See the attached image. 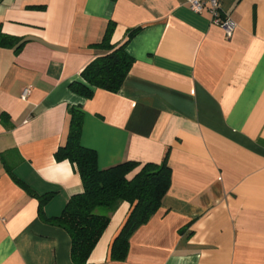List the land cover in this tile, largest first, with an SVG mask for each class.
<instances>
[{"label":"crops","instance_id":"1","mask_svg":"<svg viewBox=\"0 0 264 264\" xmlns=\"http://www.w3.org/2000/svg\"><path fill=\"white\" fill-rule=\"evenodd\" d=\"M221 9L230 37L184 0L0 1V33L17 39L0 43V264H73L68 234L48 222L83 191L55 157L72 108L99 169L134 162L131 178L166 159L171 172L124 259L110 249L129 204L96 210L109 222L89 264H264V0ZM110 22L132 64L116 93L87 99L70 86L105 54Z\"/></svg>","mask_w":264,"mask_h":264},{"label":"trees","instance_id":"2","mask_svg":"<svg viewBox=\"0 0 264 264\" xmlns=\"http://www.w3.org/2000/svg\"><path fill=\"white\" fill-rule=\"evenodd\" d=\"M112 32L113 23L110 22L101 43L97 45L105 54L83 69L80 74L82 82L70 86L84 98H91L96 89L116 93L129 72L132 58L126 53L124 45L110 43ZM16 41V38L0 33V43L13 45ZM81 126L82 113L75 108L70 109L67 140L55 157L75 165L83 191L72 196L61 214L48 219V222L68 234L72 263L89 264L90 253L109 222L107 216L97 214L96 210L112 208L119 201L127 202L130 211L110 249L112 260H122L127 254L131 235L160 208L170 187V168L164 159L159 165L142 166L131 178L129 174L138 167L134 162L99 169L96 152L80 144ZM48 200L49 196H44L41 202Z\"/></svg>","mask_w":264,"mask_h":264},{"label":"built area","instance_id":"3","mask_svg":"<svg viewBox=\"0 0 264 264\" xmlns=\"http://www.w3.org/2000/svg\"><path fill=\"white\" fill-rule=\"evenodd\" d=\"M223 0H184V4L196 14L208 12L212 23L220 27L226 37H230L236 28V23L227 15L222 14L221 3ZM29 88L23 90V98L28 95Z\"/></svg>","mask_w":264,"mask_h":264}]
</instances>
